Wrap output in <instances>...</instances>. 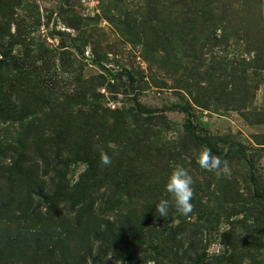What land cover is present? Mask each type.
Here are the masks:
<instances>
[{
	"label": "rangeland",
	"instance_id": "obj_1",
	"mask_svg": "<svg viewBox=\"0 0 264 264\" xmlns=\"http://www.w3.org/2000/svg\"><path fill=\"white\" fill-rule=\"evenodd\" d=\"M0 264H264V0H0Z\"/></svg>",
	"mask_w": 264,
	"mask_h": 264
},
{
	"label": "clouds",
	"instance_id": "obj_2",
	"mask_svg": "<svg viewBox=\"0 0 264 264\" xmlns=\"http://www.w3.org/2000/svg\"><path fill=\"white\" fill-rule=\"evenodd\" d=\"M111 161L109 157L102 153L101 163L107 165ZM196 162L199 167L208 172L216 174L230 175L228 163L222 161L220 157L214 155L211 149L204 147L200 150ZM171 172L165 182V191L169 194L170 200H161L156 205V213L160 217L167 218L170 206H174L177 213L187 216L192 212L191 203L194 196V179L190 170L181 164L170 165Z\"/></svg>",
	"mask_w": 264,
	"mask_h": 264
},
{
	"label": "trees",
	"instance_id": "obj_3",
	"mask_svg": "<svg viewBox=\"0 0 264 264\" xmlns=\"http://www.w3.org/2000/svg\"><path fill=\"white\" fill-rule=\"evenodd\" d=\"M137 108H138V110L145 111V108H143V107L140 106L139 104H137ZM169 109L172 110V111H182L183 113H185V114L187 115V118H188L189 128H190L189 130H190V134H191L192 138H193L197 143H199V144H201V145H203V146H205V147L211 149V152H212L214 155L219 156L218 153L216 152V150L213 148V146L208 142V140H207L206 138H204V137L198 135V134L195 132L194 127H192V124L190 123L191 113L189 112V110H188L187 108H185V107L182 106L181 104H172V105L170 106ZM146 111H147V112H151L150 110H146ZM238 153H239V155H240L243 159H245V161H248V159H247V154H246V152H245L242 148L238 149ZM37 191H38L39 195L42 196V198H44V197L47 198V197H46V194H44V193H45V189H44V188L41 189V186H40V187L38 188ZM61 210H62V209H61ZM98 211H102V208L100 207V205H99V206L96 205L95 202L92 203V204H90V205L87 207V209H86V212H87V214H88V216H89L88 218L90 219V217H92V218L95 219V218L100 217V215H97V214H96ZM60 214H61V213H60ZM82 218H83V217H82L81 215H78V216L74 219V222H76V223H80ZM88 221H89V220H88ZM92 222H93V223L95 222V223H97V224H100V225H98V227H97L96 224H95L93 227L96 228V229L93 230L92 232H93V233H97V235H102V234H101V228H102L101 223H103V222H105V221L97 222V221H94V220H93ZM106 222H109V220H107ZM115 223H116V222H115Z\"/></svg>",
	"mask_w": 264,
	"mask_h": 264
}]
</instances>
